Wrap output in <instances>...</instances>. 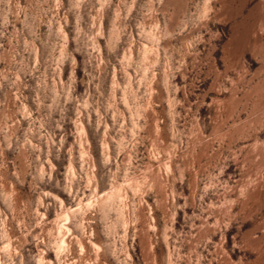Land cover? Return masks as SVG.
<instances>
[{
    "label": "rangeland",
    "instance_id": "rangeland-1",
    "mask_svg": "<svg viewBox=\"0 0 264 264\" xmlns=\"http://www.w3.org/2000/svg\"><path fill=\"white\" fill-rule=\"evenodd\" d=\"M0 264H264V0H0Z\"/></svg>",
    "mask_w": 264,
    "mask_h": 264
}]
</instances>
